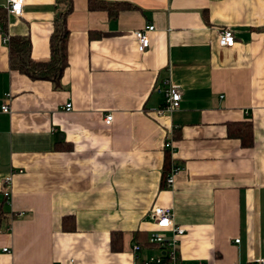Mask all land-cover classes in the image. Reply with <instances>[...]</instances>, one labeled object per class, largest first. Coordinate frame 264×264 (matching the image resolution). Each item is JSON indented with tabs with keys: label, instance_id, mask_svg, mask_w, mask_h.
Listing matches in <instances>:
<instances>
[{
	"label": "crops",
	"instance_id": "0c3cea01",
	"mask_svg": "<svg viewBox=\"0 0 264 264\" xmlns=\"http://www.w3.org/2000/svg\"><path fill=\"white\" fill-rule=\"evenodd\" d=\"M94 1L128 7L110 18L70 0L55 87L10 70L0 35V264H141L159 252L131 249L154 229L155 207H170L184 230L182 263L264 258V0ZM66 5L22 0L7 36L28 37L31 59L48 61ZM146 24L154 29L139 52L133 33ZM221 29L233 33L230 48L218 45ZM164 80L180 101L157 116ZM245 122L250 148L227 136ZM166 141L179 167L170 189L161 187Z\"/></svg>",
	"mask_w": 264,
	"mask_h": 264
},
{
	"label": "trees",
	"instance_id": "16d2710c",
	"mask_svg": "<svg viewBox=\"0 0 264 264\" xmlns=\"http://www.w3.org/2000/svg\"><path fill=\"white\" fill-rule=\"evenodd\" d=\"M119 7H128L125 4L106 3L102 1L87 0V8L90 11H106L110 18L116 17ZM71 12L70 0H67L66 8L59 13L53 22L52 32L49 37V59L46 62H35L30 57V43L28 37L7 36L6 34V13L0 9V35L6 37L5 43L8 50V66L10 70L20 75L26 76L32 80L48 81L54 87L58 85L59 79L66 67V41L68 30L66 28V17ZM264 33V26L258 29ZM228 138L239 141L241 147L250 148L253 145L252 123L231 124L227 127ZM166 153L164 167L161 175V187H165V179L170 166L169 152ZM2 214L0 213V221ZM120 242V235L112 233L110 235V244L112 249L117 247ZM134 244L143 247L145 242L134 241ZM148 246V245H147Z\"/></svg>",
	"mask_w": 264,
	"mask_h": 264
},
{
	"label": "built area",
	"instance_id": "2783aa9c",
	"mask_svg": "<svg viewBox=\"0 0 264 264\" xmlns=\"http://www.w3.org/2000/svg\"><path fill=\"white\" fill-rule=\"evenodd\" d=\"M7 17L19 18L22 15V0H6L4 7H1ZM153 26L150 24L144 25L142 28L134 31L133 36L136 44V49L139 52H144L148 48L149 33L153 31ZM218 45L220 47L230 48L234 42L233 33L228 29H221L217 32ZM2 42H7L6 37L2 38ZM156 92L163 96L162 106L155 111L157 116H169L177 110L180 101V93L178 87L173 86L167 80L162 81V90L157 89ZM70 105L66 104L64 110H69ZM1 112L7 113L6 104L1 107ZM112 122L110 114L103 117V123L108 126ZM163 149L169 152L170 166L167 177L165 179L166 189L172 187L173 178L178 173L179 167L171 157L172 147L168 141L163 144ZM10 175L4 179L5 186L10 185ZM3 196H8V190L3 192ZM154 229L149 232L146 238L148 246L155 247L159 252L157 255H151L141 261V264H203L201 262L182 263L177 256L178 238L184 234V230L173 223V215L170 207H155L151 212ZM164 233H170L169 237H165ZM238 243V240L234 241ZM133 254L140 252L141 247L137 244L132 245ZM3 252H8L6 249ZM67 264H72L70 260ZM253 264H264V258L256 259Z\"/></svg>",
	"mask_w": 264,
	"mask_h": 264
}]
</instances>
